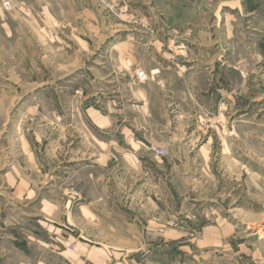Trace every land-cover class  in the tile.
I'll list each match as a JSON object with an SVG mask.
<instances>
[{"label":"rangeland","instance_id":"374dc122","mask_svg":"<svg viewBox=\"0 0 264 264\" xmlns=\"http://www.w3.org/2000/svg\"><path fill=\"white\" fill-rule=\"evenodd\" d=\"M96 116L154 156L136 129L166 125L168 154L104 172V226L86 230L79 169L97 163L80 129ZM113 203L164 225L143 228L139 263L264 264V0H0V264H50L82 231L128 264Z\"/></svg>","mask_w":264,"mask_h":264},{"label":"crops","instance_id":"0c3cea01","mask_svg":"<svg viewBox=\"0 0 264 264\" xmlns=\"http://www.w3.org/2000/svg\"><path fill=\"white\" fill-rule=\"evenodd\" d=\"M46 2V1H44ZM43 2V3H44ZM67 2L71 3L73 2L75 5L80 4L83 2V0H67ZM13 3V2H12ZM83 14V13H82ZM7 28V23L3 24ZM2 26V25H1ZM116 93V92H115ZM117 95H119L117 93ZM150 99L149 97H146L144 101V106L141 107L146 112V115L142 119L147 118V111L148 108L146 107L148 105L147 100ZM116 109H113L114 112ZM117 112H120L119 110ZM119 114V113H118ZM112 116L114 117V113H112ZM112 116H106L101 117L96 116L95 121L91 119L93 122L82 124V129L88 131L91 136L90 144L93 147L94 151V157L96 158L97 165H93L89 167L88 165H83V168H80L79 174L82 176L83 180H85V187L83 191V196L85 197V203H83L80 207L81 211H85V221L83 222V225L86 223H92L93 226L96 228L104 226L103 223L100 222L103 221L104 215L101 214L103 212V202L104 197L107 196L106 190L103 188V174L106 173H112L116 174L119 171H124L122 175L130 174L141 171L143 173L144 170L151 172L150 167L153 163H160L159 160L161 156L156 154L153 155L152 152L147 151L142 146H138L135 144L136 142V136L131 131L128 126L124 125H117V124H111L113 117ZM109 117V118H108ZM111 118V119H110ZM84 125V126H83ZM165 126V127H164ZM163 127V128H162ZM166 125H154L149 124L145 121L144 124H142L141 127L137 132L141 133L143 140L145 142L148 141L149 146H153V148H165L166 144V138L167 133L165 131ZM136 132V133H137ZM122 134L125 136L126 144L130 146L129 150L127 152H124L126 150H123L120 148L119 140L114 142H110L108 144L104 143L103 136L108 135L111 138L118 137V134ZM79 138V137H78ZM77 139V138H76ZM138 140V138H137ZM79 149L83 151L84 148L87 146V141L83 139L82 136H80L79 140ZM125 141V140H124ZM134 143V144H132ZM72 145V142L70 143V146ZM123 152V153H121ZM113 155H118L120 157V165L117 167L114 166L113 163ZM93 157V156H90ZM126 164L127 166L125 168H121V165ZM128 165L130 167L134 168L136 166L137 169H128ZM149 165V166H147ZM108 167V168H106ZM118 168V169H117ZM126 170V171H125ZM78 172V171H77ZM119 179V178H118ZM153 202L156 204L158 209L162 210V199L155 197L153 199ZM113 207L110 208L111 214L116 215L115 221H112L113 227L117 233V238L114 239L115 242H117L119 245L123 246L121 248L114 249V257L116 258V255L120 257V259L123 257V259H129L127 261L128 264H142L139 263L136 259L139 256H135L136 253H139L142 249L139 251H135L133 247L137 245L142 244V240H144V244L151 243L152 239L146 240L145 236L142 235L143 228L152 227V224H154L157 227H164L161 223H156L155 221L149 220L148 226H146L147 222L143 220H139L138 217L135 218V213H129V211H125L126 207H119V205L112 204ZM53 208V207H49ZM124 209V210H123ZM123 211V212H122ZM70 213V212H69ZM126 214V225L127 229L120 232L119 225L115 223L116 221L119 223L120 217L123 216V214ZM69 219V218H68ZM146 222V224H145ZM155 222V223H153ZM69 223V222H67ZM60 226H63L62 224L57 223ZM65 226V225H64ZM63 226V227H64ZM57 230H61L59 228L54 227ZM65 228L68 229V226H65ZM88 225H85V229L87 230ZM90 231V230H89ZM166 232V231H165ZM87 236V237H86ZM84 234V232L79 233V241H75L76 250L70 251V250H62L60 252H54V253H48L43 257L42 259H48V263L52 264V261H55L57 264H106V260L98 254V251L105 252V245L103 243H106V241H96L95 239L90 238L88 235ZM100 236H103L100 234ZM160 237H163V235H159ZM167 236V235H166ZM71 241H66L65 243H70ZM95 245V246H91ZM97 245H100L101 247H96ZM95 249L96 251H93ZM131 252V253H130ZM145 252V250H144ZM148 255V251L143 254L142 257ZM119 259V260H120ZM44 264V263H41ZM159 264V263H158Z\"/></svg>","mask_w":264,"mask_h":264},{"label":"built area","instance_id":"2783aa9c","mask_svg":"<svg viewBox=\"0 0 264 264\" xmlns=\"http://www.w3.org/2000/svg\"><path fill=\"white\" fill-rule=\"evenodd\" d=\"M5 6H9V3L6 2ZM137 76H138L139 80L142 81V82H144V81H146L148 79V76L143 71L139 72ZM156 152H157V154H159L161 156H165V155L168 154L166 150H162V149H157Z\"/></svg>","mask_w":264,"mask_h":264}]
</instances>
